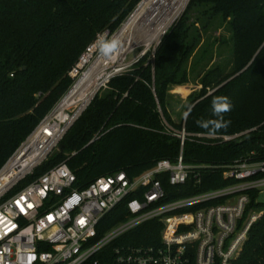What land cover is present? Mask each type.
Instances as JSON below:
<instances>
[{
  "label": "trees",
  "instance_id": "1",
  "mask_svg": "<svg viewBox=\"0 0 264 264\" xmlns=\"http://www.w3.org/2000/svg\"><path fill=\"white\" fill-rule=\"evenodd\" d=\"M139 1L0 0V167L71 86L69 72L86 47L97 34L114 32ZM211 30L218 35L206 36ZM229 42V68L213 57L196 77L201 90L188 98L190 115L175 121L169 86L190 83L196 56L203 49L224 52ZM176 91L187 92L182 87ZM216 96H227L234 105L224 115L230 123L217 134L257 129L232 143L186 140L183 159L195 171L178 185L170 183L168 172L158 174L164 202L229 185L226 166L253 150L264 160V0H191L154 58L145 56L129 74L113 78L38 173L66 163L83 188L103 175L124 171L134 178L161 159L177 161L181 142L166 131L165 121L206 133L197 121L214 119ZM249 194L246 215L253 209L264 212V202L256 201L258 192ZM128 214L121 204L108 225ZM162 228L151 220L128 235L135 243L157 244ZM234 264H264V214L251 227Z\"/></svg>",
  "mask_w": 264,
  "mask_h": 264
},
{
  "label": "built area",
  "instance_id": "2",
  "mask_svg": "<svg viewBox=\"0 0 264 264\" xmlns=\"http://www.w3.org/2000/svg\"><path fill=\"white\" fill-rule=\"evenodd\" d=\"M190 2L140 0L114 32L102 33L116 35L130 21L151 25L146 35L140 33L142 42L131 44V29L123 56L109 61L98 55L97 37L79 56L69 72L71 86L0 167V264H234L239 258L251 227L264 214L253 209L246 215L251 191L263 202L264 160L258 152L226 166L229 185L189 197L164 202L157 176L168 172L173 185L189 180L195 167L184 162L186 140L232 143L257 128L208 136L165 121L166 131L181 142L177 161L161 159L134 178L124 171L103 175L83 188L66 163L38 173L113 78L129 74L145 56L154 58ZM194 177L199 181L197 173ZM121 204L127 218L108 225ZM151 220L163 225L159 243L133 242L128 234Z\"/></svg>",
  "mask_w": 264,
  "mask_h": 264
},
{
  "label": "rangeland",
  "instance_id": "3",
  "mask_svg": "<svg viewBox=\"0 0 264 264\" xmlns=\"http://www.w3.org/2000/svg\"><path fill=\"white\" fill-rule=\"evenodd\" d=\"M218 21H215L214 24H216ZM222 34L224 36H228V33L223 30ZM217 33H214L213 30H211L206 36H217ZM225 51L222 52H213V50H207L203 49L195 58L193 67H192V73L191 78L192 81L190 83L185 84L183 88L187 89V92L182 96L180 94H177L175 92L170 93L169 97V109L170 113L174 120L177 122H181L185 119V113L187 112L189 108V101L188 98L190 96L195 95L197 92L201 90V85L199 83V79L196 77L198 74L205 68L207 63L214 57L216 59V62L221 61V63L228 67L230 66L232 60H233V45L232 42L226 43L223 48ZM104 93V91H103ZM260 199L264 202V193L261 195Z\"/></svg>",
  "mask_w": 264,
  "mask_h": 264
},
{
  "label": "clouds",
  "instance_id": "4",
  "mask_svg": "<svg viewBox=\"0 0 264 264\" xmlns=\"http://www.w3.org/2000/svg\"><path fill=\"white\" fill-rule=\"evenodd\" d=\"M93 47L98 55L106 60H111L118 56L123 48L124 43L117 35H109L108 33L97 34L96 40L93 42ZM234 105L227 96H216L212 100V113L214 119L197 121L198 127L205 130L208 136H215L220 129L226 128L230 121L224 119V115L232 111ZM190 115V111L185 113V116Z\"/></svg>",
  "mask_w": 264,
  "mask_h": 264
},
{
  "label": "bare ground",
  "instance_id": "5",
  "mask_svg": "<svg viewBox=\"0 0 264 264\" xmlns=\"http://www.w3.org/2000/svg\"><path fill=\"white\" fill-rule=\"evenodd\" d=\"M150 27H151V25H147V24H143V23H137L135 21H130L116 35L119 36L122 39V41H123V39L125 38L126 32H130L131 29H133V31H132L133 35L130 38V39H132V38L133 39H132V41L129 40L131 42V44H132L134 39L137 42H142V39H144L143 35H146V30H147V33L149 32ZM140 33H142L143 35H141ZM129 41H126L127 44H129L128 43ZM143 42H144V40H143ZM130 47H131V45H130ZM125 50H126V47L123 48L122 52L119 55L123 56ZM118 56H115L112 59H115ZM95 65H98V62Z\"/></svg>",
  "mask_w": 264,
  "mask_h": 264
},
{
  "label": "crops",
  "instance_id": "6",
  "mask_svg": "<svg viewBox=\"0 0 264 264\" xmlns=\"http://www.w3.org/2000/svg\"><path fill=\"white\" fill-rule=\"evenodd\" d=\"M184 86H185V84H184V85H171V86H169V90H168V91H169L170 93L175 92V93L180 94V95L183 96L184 93H182V92H177L176 89L179 88V87H180V88H181V87L183 88ZM186 90H187V89H186ZM173 119H175V118H173Z\"/></svg>",
  "mask_w": 264,
  "mask_h": 264
}]
</instances>
